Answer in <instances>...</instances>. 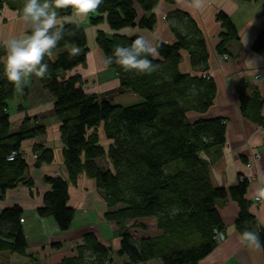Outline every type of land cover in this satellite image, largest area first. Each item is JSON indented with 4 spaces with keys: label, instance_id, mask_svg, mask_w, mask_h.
I'll use <instances>...</instances> for the list:
<instances>
[{
    "label": "trees",
    "instance_id": "obj_1",
    "mask_svg": "<svg viewBox=\"0 0 264 264\" xmlns=\"http://www.w3.org/2000/svg\"><path fill=\"white\" fill-rule=\"evenodd\" d=\"M160 0H103L100 7L89 13V24L106 22L113 31L126 28L152 30L157 19L153 14ZM173 4L175 0H166ZM249 2L252 0H240ZM258 1V0H255ZM25 0H0L5 7L22 16ZM145 15L139 19L138 9ZM58 18L70 16L72 8L57 9ZM217 20L223 27L218 53L226 55L228 45L239 40L238 32L224 14ZM176 42L158 44L157 58L148 57L158 68L151 74L125 71L115 61L114 49L129 46L137 36L114 35L111 38L98 32L96 43L105 59L113 58L107 67L115 72L120 87L136 94L141 102L120 106L110 100H100L87 93L80 76L67 77L76 67L86 65L88 47L84 27L62 24L63 39L46 56L49 77L40 79L44 90L55 99L54 115L60 123L64 146L63 156L69 181L46 177L51 190L44 196L41 218H52L61 232L71 229L75 210L69 207V187L76 185L85 173L94 179L107 212L104 219L116 225L120 246L103 244L94 233H86L72 257L60 264H113V256L126 258L124 264H141L157 260L159 264H199L218 246L216 231L225 228L218 205L229 198L237 203L239 213L235 228L256 232L264 255V228L252 214V202L246 198L249 182L239 179L226 188L216 183L213 168L223 159L226 144L227 120L199 119L190 122L189 112L206 113L214 103L216 85L207 73L209 55L202 32L196 22L183 11L176 10L166 17ZM264 48V32L256 40L253 50ZM73 49L77 51L74 53ZM182 51L190 55L192 68L198 75L180 71ZM0 45V61L5 59ZM4 61L0 65V196L19 185L34 189L28 175V164L21 153L26 140L44 137L45 126L25 118L21 127L11 130L8 101L17 89L5 75ZM23 97L29 93L28 81L19 90ZM240 111L245 120L264 129V100L257 87L246 83L237 88ZM32 122V123H30ZM103 129L111 145L100 143ZM20 153L13 161L9 156ZM35 167L54 160L51 149L42 144L34 147ZM108 159L110 168L97 160ZM33 194V193H32ZM24 211L19 206L4 209L0 214V254L25 255L28 242L22 226ZM154 219L160 233L157 236L136 238L131 228L144 229L136 221ZM135 223L129 226V223ZM246 242V241H245ZM248 243V242H246Z\"/></svg>",
    "mask_w": 264,
    "mask_h": 264
},
{
    "label": "crops",
    "instance_id": "obj_2",
    "mask_svg": "<svg viewBox=\"0 0 264 264\" xmlns=\"http://www.w3.org/2000/svg\"><path fill=\"white\" fill-rule=\"evenodd\" d=\"M137 9L140 19L145 13ZM176 10L190 15L202 32L209 55L207 73L216 85V96L210 109L204 114L189 112L188 119L190 122L210 118L227 120L223 159L213 168L214 179L218 185L226 188L239 179H247L249 185L246 198L252 202L251 212L259 226L264 228V196L257 195L258 190L264 188V130L243 118L237 91L240 84L246 83L257 87L264 100V48L261 52L253 50L256 40L264 32V0H202L199 8L193 6V0H175L173 4L160 0L153 11L157 23L152 30L135 27L113 31L105 21L99 25L89 24V14L78 16L73 9L70 16L58 18L60 25L67 23L84 27L89 51L86 65L76 67L67 72L66 76H80L84 90L96 94L100 100L108 99L120 106L140 103L141 99L136 94L120 87L117 75L107 67L105 56L96 43L97 34L103 32L109 38L114 35H144L156 45L173 44L176 38L169 29L166 17ZM219 13L230 18L239 35V40L231 42L227 47V60L217 50L223 32L217 20ZM28 31V25L16 11L8 7L0 11V45L10 36H20ZM3 61H0V65ZM179 68L184 74L199 73L192 68L187 51H182ZM28 84L27 97H23L18 90L14 98L8 101L9 112L12 110L11 130L17 131L25 118H31L36 120L35 123L45 126L47 134L24 141L21 147V153L29 166L28 175L34 181V189L30 191L28 187L19 185L8 190L3 197L0 196V214L4 209L14 206L24 211L21 222L28 242L25 255L1 253L0 264H60L65 258L74 256L76 247L82 244L83 236L89 232L94 233L103 244L118 249L120 238L116 235L117 227L104 219L108 210L106 203L98 191L96 181L85 173L79 176L76 185L69 187L68 205L75 210L69 231L61 232L54 219L38 215L45 194L51 190L45 178L59 177L69 181V174L63 156L60 123L53 110L55 99L43 89L39 78L32 76ZM98 134L100 143L108 148L112 142L106 140L102 128ZM38 144L54 153L53 162L43 164L40 168L34 166V147ZM97 163L110 168L108 159L97 160ZM256 198H260V201L256 202ZM218 210L225 225L222 232L226 239L217 241L218 246L214 252L199 264H264L262 248L242 241L235 228L239 213L237 203L229 198L218 205Z\"/></svg>",
    "mask_w": 264,
    "mask_h": 264
},
{
    "label": "clouds",
    "instance_id": "obj_3",
    "mask_svg": "<svg viewBox=\"0 0 264 264\" xmlns=\"http://www.w3.org/2000/svg\"><path fill=\"white\" fill-rule=\"evenodd\" d=\"M102 3L103 0H25L22 18L29 31L20 36H10L2 42L6 52L4 71L7 80L22 91L32 76L48 78L50 73L45 57L51 56L52 50L63 39L57 9L70 7L78 16H87ZM201 4L202 0H193L194 7L199 8ZM76 51L73 49L74 53ZM158 55V45L144 35H137L129 46L118 45L114 49L115 61L121 68L138 74L156 71L158 66L148 57L156 58ZM105 62L111 64L113 58ZM257 195L264 196V188L259 189ZM241 240L257 248L261 246L259 235L248 229L241 233Z\"/></svg>",
    "mask_w": 264,
    "mask_h": 264
},
{
    "label": "rangeland",
    "instance_id": "obj_4",
    "mask_svg": "<svg viewBox=\"0 0 264 264\" xmlns=\"http://www.w3.org/2000/svg\"><path fill=\"white\" fill-rule=\"evenodd\" d=\"M12 105L14 106L13 103H12ZM136 222L137 223H140V224H142V225L145 226L144 229H141V228H131V233L136 238L148 237V236H150V237L151 236H157V235H160V233H161V232L158 231V229L156 227V222H155L154 219H143V220H139V221H136ZM134 223H135V221L130 222L128 227H131ZM113 250L114 251H117L118 249H114L113 248ZM113 260H114L113 261V264H124L127 259L126 258H119V257H117V256L114 255L113 256ZM141 264H159V262L157 260H154V261H150V262H144V263H141Z\"/></svg>",
    "mask_w": 264,
    "mask_h": 264
},
{
    "label": "built area",
    "instance_id": "obj_5",
    "mask_svg": "<svg viewBox=\"0 0 264 264\" xmlns=\"http://www.w3.org/2000/svg\"><path fill=\"white\" fill-rule=\"evenodd\" d=\"M229 57L227 55H224V59L227 60ZM206 78H209L210 75L208 73H204L203 75ZM264 130V129H263ZM20 153L18 152H13L10 156H9V161H13L17 155H19ZM24 156V155H23ZM34 158H37V155H34ZM260 201V198H256V202ZM216 240L217 241H224L226 239L225 235L223 234L222 231H216Z\"/></svg>",
    "mask_w": 264,
    "mask_h": 264
}]
</instances>
